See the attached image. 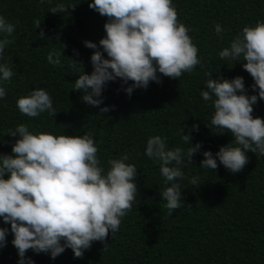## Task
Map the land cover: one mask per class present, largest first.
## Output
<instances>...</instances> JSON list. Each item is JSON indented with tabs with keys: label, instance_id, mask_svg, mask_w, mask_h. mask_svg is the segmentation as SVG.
<instances>
[{
	"label": "trees",
	"instance_id": "1",
	"mask_svg": "<svg viewBox=\"0 0 264 264\" xmlns=\"http://www.w3.org/2000/svg\"><path fill=\"white\" fill-rule=\"evenodd\" d=\"M90 2L51 0L50 5L48 0L43 4L40 0H0V16L15 25L8 37L14 42L0 59L14 73L11 80L2 82L7 94L0 98V153L11 154L19 134H6L19 123L27 124L33 133L90 132L105 172L109 159L128 154L127 163L138 169L139 192L119 230L113 236L110 232L106 242H93L82 258L74 257L71 248L55 259L50 253L37 254L31 249L26 257L35 264H264V155L247 151L249 162L237 173L222 164L216 170L200 166L204 151L215 155L234 139L230 132L217 134L207 124L215 110L212 101H204L200 94L206 81L239 75L244 77L249 95L258 93L252 88V76L243 68L245 61L222 60L219 52L230 47L246 25L264 21V0H172L179 22L191 27L189 35L198 47L200 65L179 79L161 75L162 83L150 82L147 89L136 88L131 96L125 91L131 81L108 82L100 105L110 106L105 114L82 100L83 90L73 89L79 74L93 70L90 57L95 50L84 41L99 46L106 35L107 17L91 9ZM57 3L76 6L62 14L49 11ZM37 18L42 24L35 29ZM216 24L224 29L222 38L215 31ZM41 29L45 39L38 35ZM50 52L54 58L57 52L63 54L60 65L48 63ZM36 88H44L52 96L56 116L20 113L18 98ZM253 116L264 117V99L254 105ZM193 124L199 125V131H191L192 144L200 142L202 148L194 154L193 163L185 157L184 177L177 181L182 188L181 207L169 215L161 195L169 185L160 172V162L145 154L146 144L159 135L167 138L168 148L187 152L190 144L183 141L180 130L188 134ZM193 178L197 184L191 183ZM0 227L9 229L7 244L0 249V264H20L11 225L0 217Z\"/></svg>",
	"mask_w": 264,
	"mask_h": 264
},
{
	"label": "clouds",
	"instance_id": "2",
	"mask_svg": "<svg viewBox=\"0 0 264 264\" xmlns=\"http://www.w3.org/2000/svg\"><path fill=\"white\" fill-rule=\"evenodd\" d=\"M48 2L51 5V0ZM75 6L57 3L49 11L62 14ZM89 7L107 17L106 35L99 46L84 41L87 48L95 50L90 57L93 70L79 74L73 89L83 90L82 100L99 107V113L110 110L107 105L100 107L102 92L110 81H131L125 89L131 96L134 89H147L150 82L162 83L161 75L179 79L200 65L198 47L189 35L191 27L179 22L172 0H91ZM41 24L38 18L34 20L35 29ZM14 31L15 25L0 16V59L14 42L8 38ZM215 31L222 38L224 29L220 24L215 25ZM38 35L46 38L43 29ZM74 51L79 55L78 50ZM61 55L57 52L54 58L50 52L48 63L60 65ZM219 56L235 63L245 61L243 68L252 76V88L258 93L249 95L244 77L239 75L206 81L200 94L204 101H212L215 110L207 124L217 129V134L230 132L234 139L215 155L211 150L204 151L200 166L216 170L222 164L237 173L249 162L247 151L264 155V117L253 116L254 105L264 99V21L246 25ZM0 74V98H4L7 93L2 82L11 80L14 73L7 64H0ZM17 108L28 117L44 112L57 114L53 98L44 88L18 98ZM193 129L199 131V125L193 124L188 134L180 130L183 141L190 144L187 152L180 147L168 148L167 138L159 135L150 137L146 144L145 154L160 162V172L169 185L161 191L169 215L181 207L182 188L177 181L184 177L185 157L193 163L194 154L202 148L200 142L192 144ZM17 134L11 154L0 153V217L11 225L12 244L18 250L20 264H35L25 255L30 249L37 254L50 253L55 259L71 248L74 257L82 258L93 242H106L110 232L113 236L139 192L138 169L127 163L128 154L109 159L105 172L90 132L33 133L27 124L19 123L6 135ZM191 183L198 181L193 178ZM8 232V228L0 227V249L7 244Z\"/></svg>",
	"mask_w": 264,
	"mask_h": 264
}]
</instances>
